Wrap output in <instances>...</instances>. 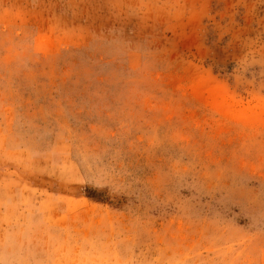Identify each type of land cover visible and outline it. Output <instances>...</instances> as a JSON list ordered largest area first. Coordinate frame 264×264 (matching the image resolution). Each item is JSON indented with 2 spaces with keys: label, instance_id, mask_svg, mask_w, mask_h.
Returning <instances> with one entry per match:
<instances>
[{
  "label": "rangeland",
  "instance_id": "obj_1",
  "mask_svg": "<svg viewBox=\"0 0 264 264\" xmlns=\"http://www.w3.org/2000/svg\"><path fill=\"white\" fill-rule=\"evenodd\" d=\"M0 264H264V0H0Z\"/></svg>",
  "mask_w": 264,
  "mask_h": 264
}]
</instances>
